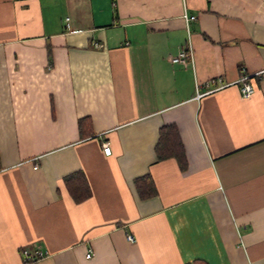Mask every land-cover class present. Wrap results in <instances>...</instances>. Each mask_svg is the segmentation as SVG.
Instances as JSON below:
<instances>
[{
	"label": "crops",
	"instance_id": "0c3cea01",
	"mask_svg": "<svg viewBox=\"0 0 264 264\" xmlns=\"http://www.w3.org/2000/svg\"><path fill=\"white\" fill-rule=\"evenodd\" d=\"M170 124L184 169L155 155ZM195 261L264 264V0H0V264Z\"/></svg>",
	"mask_w": 264,
	"mask_h": 264
},
{
	"label": "trees",
	"instance_id": "16d2710c",
	"mask_svg": "<svg viewBox=\"0 0 264 264\" xmlns=\"http://www.w3.org/2000/svg\"><path fill=\"white\" fill-rule=\"evenodd\" d=\"M83 120L79 121L81 129ZM155 155L158 160L173 158L178 167H186V157L184 147L176 126L164 125L159 128L158 139L155 145ZM63 184L72 199L81 202L89 196V187L86 178L82 172L75 171L63 178ZM134 187L140 199H147L156 195L157 191L154 182L149 174L135 178ZM190 264H207L203 261H195Z\"/></svg>",
	"mask_w": 264,
	"mask_h": 264
},
{
	"label": "built area",
	"instance_id": "2783aa9c",
	"mask_svg": "<svg viewBox=\"0 0 264 264\" xmlns=\"http://www.w3.org/2000/svg\"><path fill=\"white\" fill-rule=\"evenodd\" d=\"M186 21L188 20H193L195 19V16H190V17H185ZM169 61L172 63H177L181 65H187L188 63L192 64V48L190 44H187V46L181 50L178 51V53L175 56H170ZM246 77H242L238 83H239V91L240 94L243 97H248L253 93V87L250 83L245 81ZM223 85L222 81L220 78H212L211 80H208L204 82L203 84H195V93H196V98H200L206 93H209L211 91L217 90ZM204 89V90H201ZM102 150L105 155L110 154V148L106 142L102 143ZM36 167V166H35ZM127 239L129 241H132V236L128 235ZM23 261L24 263L31 262L33 260L40 259L44 257L46 252H42L40 250H36L34 253H30L27 249H22L21 251ZM87 258L91 257V253L86 254Z\"/></svg>",
	"mask_w": 264,
	"mask_h": 264
}]
</instances>
